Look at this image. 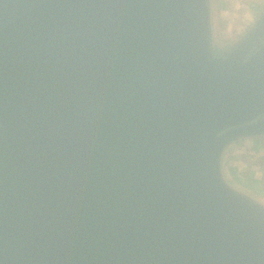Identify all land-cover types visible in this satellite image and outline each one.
<instances>
[{
  "label": "water",
  "instance_id": "obj_1",
  "mask_svg": "<svg viewBox=\"0 0 264 264\" xmlns=\"http://www.w3.org/2000/svg\"><path fill=\"white\" fill-rule=\"evenodd\" d=\"M201 0H0V264H255L264 208L219 153L264 132V31L212 61Z\"/></svg>",
  "mask_w": 264,
  "mask_h": 264
},
{
  "label": "rangeland",
  "instance_id": "obj_2",
  "mask_svg": "<svg viewBox=\"0 0 264 264\" xmlns=\"http://www.w3.org/2000/svg\"><path fill=\"white\" fill-rule=\"evenodd\" d=\"M201 3L205 50L212 61L231 59L249 40L253 41L251 39L256 34L264 31V0H201ZM239 140L228 142L220 150L221 178L233 193L252 205L264 208V181L263 185L262 180L256 182L261 171L252 165L256 156L253 151L244 150V146L241 148ZM248 145L251 148L255 146ZM247 165L246 172L244 167ZM255 264H264V247Z\"/></svg>",
  "mask_w": 264,
  "mask_h": 264
},
{
  "label": "crops",
  "instance_id": "obj_3",
  "mask_svg": "<svg viewBox=\"0 0 264 264\" xmlns=\"http://www.w3.org/2000/svg\"><path fill=\"white\" fill-rule=\"evenodd\" d=\"M255 132H251V133L243 134V135L242 134L238 135L237 140L240 139L238 142L240 143L241 148L244 146L245 147L244 150L247 149L246 151H249V150L253 151L254 156H256V158H257V157L262 156L264 154V132H262V133H255ZM248 143L253 144V146L254 145L255 146L251 148V147H249ZM247 167H248V165L246 167H244V170L246 172H247ZM255 167L258 168L259 171H261L258 166H255ZM263 173H264V169H263ZM260 175H261V173H260ZM260 180H261V178L259 176L258 180L257 181L255 180V181L256 182L259 181V183H260Z\"/></svg>",
  "mask_w": 264,
  "mask_h": 264
},
{
  "label": "trees",
  "instance_id": "obj_4",
  "mask_svg": "<svg viewBox=\"0 0 264 264\" xmlns=\"http://www.w3.org/2000/svg\"><path fill=\"white\" fill-rule=\"evenodd\" d=\"M254 166H258L261 170V175L260 178L262 180V185H263V181H264V173H263V169H264V154L262 156L257 157L253 163Z\"/></svg>",
  "mask_w": 264,
  "mask_h": 264
}]
</instances>
